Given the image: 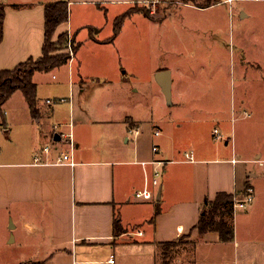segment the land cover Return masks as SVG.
<instances>
[{"label":"crops","instance_id":"0c3cea01","mask_svg":"<svg viewBox=\"0 0 264 264\" xmlns=\"http://www.w3.org/2000/svg\"><path fill=\"white\" fill-rule=\"evenodd\" d=\"M64 1H68L69 7L79 6L78 20L80 21H75L73 12H69L68 21L58 27L55 38L57 39L63 32H68L75 39L78 46L77 53L81 42L77 41V31L74 29L76 25L79 27L92 23L85 14L90 6L106 14L110 6H130L134 2L146 0ZM167 1L163 0V2ZM189 1L190 3L174 9L164 19H153L144 13L150 23H160L165 26L180 19V26L184 29L183 34L177 35L182 46L178 47L180 49L175 52L176 60L172 64L166 60L154 70V80L159 85L161 101L171 107H182L178 102L186 101L183 98L184 89L182 88L185 67L193 69L195 62L199 61L197 48L190 42L193 39L196 43L201 32L207 30L190 20L193 15L184 16L182 11L191 8L201 17H206L208 14L204 12L210 11L221 3V0H214L208 6H202L206 0ZM248 1L260 2L261 9H264V0H225L223 3L229 4L231 13H234L232 11L236 5L240 6L239 16L246 19L252 13L247 6ZM48 2L50 0H7L4 2L6 15L4 37L0 43V70L14 68L29 57L42 56L45 38V5ZM16 4H21V6H16ZM208 19V31L205 33L210 36L209 47L214 51L215 42H218L220 38V31H216L219 27L217 24L215 26L213 13H209ZM169 31L175 30L170 29ZM176 32L178 31L175 33L166 31V35L168 34L170 38ZM109 37L90 34L88 39L102 45L112 42L107 41ZM240 53L239 67L243 65L242 54H246V49H242ZM77 59L76 54L73 59H69L62 65L70 64L68 65V80L71 97L68 98L70 101L69 115L57 120L58 127L66 125L67 120L70 123L74 121L75 129L77 125L84 128L106 125L110 127L104 129L107 135L103 140L105 143L98 144V141L97 143L91 141L93 146L90 147L87 144V136L76 130L68 134L55 127L53 124L55 123V108L52 103L47 102L49 98L43 101L38 96V107L41 111L39 121L33 118L26 98L27 104L22 114L24 118L20 121V116L15 121L31 122L34 128H40L39 133L43 135L40 139H49L50 133L54 140H56V134H59L61 138L53 143L46 142L43 147H39L34 142L31 153L20 154L16 159L7 162L0 161V209L8 211L10 218L14 217V211L34 217L35 224L25 221V226L32 230L30 238L34 242L32 244L41 247L36 248L32 260L22 259L16 264H102L103 262L105 264H130L131 258L132 263L136 264L138 254L143 253H148L149 264H163L160 245L177 240L184 235L192 240V246L191 250L185 251L179 260H186L189 257L190 264H249V259L252 257L250 261L254 262L255 240L241 239L236 227L235 239L228 242L222 241L217 231L201 234L196 227L204 202L213 200L218 192L227 191L238 195L249 184L255 187L252 178L257 177V172L252 167L239 164L241 161L254 162L253 157H237L236 153L239 152V148L233 144V135L228 136L222 142L214 132L216 143L208 140L203 144L192 143L190 146L193 148L190 149L184 147L185 145L181 143L182 137L176 131L182 127L183 117H178L179 119L176 120L178 122L176 130H170L167 127L157 128L154 133L157 141H152V146L148 147L147 139H145L147 121L139 116L132 114L118 120L94 118L96 114L88 109L86 99L82 102L84 110L77 111L74 84H77L78 91L84 93L88 91L87 77L81 75L77 80L74 70V62ZM82 63H85L83 58ZM61 68L60 66L48 71ZM166 69L170 71L169 95L163 91L157 79L158 72ZM178 69H180L179 79L175 75ZM52 77L58 79L56 73H53ZM99 79L96 77V84L101 83ZM134 91L138 89L135 88ZM114 124L118 127L112 131ZM157 131L160 133L157 134ZM5 132L12 131L6 129ZM64 138H70L64 143L68 147L60 151L58 142ZM154 145L159 147L158 151L153 149ZM230 145L232 152L227 153L225 149ZM45 147H49V150L46 151ZM189 150L196 155L193 161L186 160L185 152ZM65 153L72 156L74 164L58 162L60 156ZM154 160H169L168 162L171 161L172 165L170 167L169 164L167 169L164 165L165 180L160 187L156 188L155 193L153 191L156 179L154 171L160 164L152 162ZM203 165L206 168H203ZM263 165L264 162L260 166ZM187 174L190 175L188 191L185 186ZM147 183L154 193V198L135 199L134 191L143 188ZM159 192L160 198L158 197ZM155 194L157 200L161 201L158 208L152 202L155 200ZM140 208L147 209L144 216H138L136 213V210ZM116 218H119L120 223L117 232L115 231ZM9 239L16 241V233L10 232ZM102 245L108 247L109 253L104 260H99L95 258V254ZM261 248L264 260V241ZM112 249L119 252L114 262L109 261L111 256H114Z\"/></svg>","mask_w":264,"mask_h":264},{"label":"rangeland","instance_id":"374dc122","mask_svg":"<svg viewBox=\"0 0 264 264\" xmlns=\"http://www.w3.org/2000/svg\"><path fill=\"white\" fill-rule=\"evenodd\" d=\"M2 1L7 2V0H0ZM223 1L225 0H221L220 5L213 7L210 11L204 12L208 15L213 13L215 26L217 24L219 27L216 31H220V38L218 42H215L214 51L209 47L211 38L205 33L208 31V15L201 17L191 8L182 11L184 16L193 15L190 20L207 29L197 37L196 43L193 39L190 42L197 48L199 61L195 62L193 69L185 67L182 88L184 89L183 98L186 101L178 102L182 107H171L162 103L159 96L161 95L159 85L154 80V70L166 60L170 64L176 60L175 52L180 49L178 47L182 46L177 35L183 34L184 29L180 26V19L165 26L160 23H150L146 15L153 19H164L174 9L190 1L146 0L134 2L130 6H110L106 14L90 6L85 14L92 23L79 27L76 25L74 29L77 31V41L81 42L79 51L75 52L78 59L74 62V70L77 80L81 75L88 79L86 85L88 91L86 90L85 93L78 91L77 84H74L77 111L84 110L82 102L86 99L88 109L96 114L94 118L118 120L132 114L139 116L147 121L145 139H147L148 147L152 146V141H157V136L154 134L157 128L167 127L170 130H176L178 117H183V121L182 127L176 131L182 137L181 143L189 149L193 148L190 146L192 143L203 144L208 140L216 143L213 134L214 132L218 135L215 132L216 128L220 135L218 139L222 142L228 136L233 135V144L239 148L236 156L253 157L254 161H241L240 166L252 167L257 172V177L252 178L255 185L253 187L254 200L245 208L234 205V212L227 215L226 219L238 229L241 239L255 240V256L253 255L255 261L251 262V257L249 264H264L261 248L264 241V165L260 166L264 162V9H261L260 2L248 1L247 6L252 13L250 17L242 19L239 16L240 6L236 5L232 11L234 13H231L229 4ZM50 2L53 1L50 0ZM78 8L77 5L69 7L75 21H80L78 20L80 15ZM125 11H129L128 16L123 22L119 35L112 42L99 45L94 40L88 39L90 34L111 37L114 32L115 18ZM144 11L148 14L145 13V15ZM170 29L178 32L168 38L166 31L175 33V31H169ZM66 49L67 47H64L51 53L57 54ZM242 49H246V54H242L243 65L239 67L238 60ZM82 58L85 63H82ZM68 65L61 66V69L54 71H37L34 76L38 83V96L43 101L47 98L52 100V106L55 108V123L53 124L57 128H59L57 120L68 117L70 111L68 98L71 97V92ZM179 71L180 69L175 71L178 79ZM53 73L58 75V79L52 77ZM96 77L100 78V84H96ZM135 88L138 91H134ZM60 98H66L67 101H61ZM26 104L23 91L17 90L4 105L5 124H2L3 119L0 118V161L7 162L16 159L20 154L31 153L34 142L39 147H43L46 142H56L52 133L49 134V139H44V141L40 139L43 137L39 133L40 128H34L31 122H20L24 118L22 114ZM19 117L20 121H15ZM73 122L70 123L67 120V124L60 125L59 129L68 134L76 130L87 136L89 138H87V144L90 147L93 146V142L105 143L103 140L107 135L104 129L109 128L110 125L89 128L77 125L75 129ZM112 127H114L113 131L118 126L114 124ZM6 129L12 132L7 133ZM70 138H64L58 142L60 151L68 147L64 143ZM225 150L231 153V145ZM170 163L171 161L165 163L166 169L171 165ZM159 168L161 173L155 176L154 193L165 180L164 166L159 165ZM203 168L206 166L203 165ZM185 186L188 191L190 188V175L188 174ZM249 186L252 185L249 184L244 191L236 195V198L243 199ZM157 199L155 194V200L152 202L158 208L161 201ZM209 208L210 205L204 206L206 210ZM136 213L138 216H144L147 209H137ZM25 221L35 224V218L29 214L14 211V217L10 218L8 211L0 209V264H16L22 259L32 260L36 248H41L32 244L34 243L30 240L32 230L25 226ZM141 222L143 223V219ZM10 232L16 233V241L9 239ZM191 243L192 240L184 235L172 244L160 245L162 263L164 264L165 261L168 264H190L189 257L186 260H179V258L185 251L191 250ZM112 251L114 258H117L119 252L113 249ZM108 253V247L102 245L95 254V258L104 260ZM147 254H138L135 263L149 264L150 258ZM130 264H133L132 258Z\"/></svg>","mask_w":264,"mask_h":264},{"label":"trees","instance_id":"16d2710c","mask_svg":"<svg viewBox=\"0 0 264 264\" xmlns=\"http://www.w3.org/2000/svg\"><path fill=\"white\" fill-rule=\"evenodd\" d=\"M214 0H206L202 6H208ZM21 6V4H16ZM69 3L68 1L59 0L48 2L45 5V38L43 44L42 56L35 58L29 57L25 61L20 62L14 68L0 70V118L5 124L4 105L10 97L17 91L22 90L29 103L31 114L37 121L41 118V111L38 107V84L34 80V75L37 71L51 70L62 66L70 59L69 51H61L57 54H52L56 50H61L64 47L68 48L71 43L76 52L78 46L74 37L68 32L61 33L58 38H55L58 27L69 19ZM129 11L119 14L114 20V32L107 41H113L120 33L123 22L128 16ZM144 13L148 14L147 11ZM6 15V4L0 2V43L4 37V19ZM236 195L227 191H220L213 200H207L202 206L200 218L196 227L201 234L209 231H217L220 238L224 242L233 241L235 239V226L230 223L226 216L234 212V200ZM205 205H210L208 210L204 209ZM119 218L115 220V231H118ZM174 241H169L164 244H172ZM25 264V263H23ZM164 264H168L167 262Z\"/></svg>","mask_w":264,"mask_h":264},{"label":"built area","instance_id":"2783aa9c","mask_svg":"<svg viewBox=\"0 0 264 264\" xmlns=\"http://www.w3.org/2000/svg\"><path fill=\"white\" fill-rule=\"evenodd\" d=\"M68 51L70 52V59H73L76 54H75V51L72 47V43H71V37H70V43H69V47H68ZM61 101H65L66 98H60ZM47 102L48 103H52V100L49 98L47 99ZM136 132L138 133V130H136ZM215 132L218 134L217 135V138L220 137L219 135V130L216 128L215 129ZM157 134H159L160 132L157 131L156 132ZM71 144L73 145V142L71 141ZM153 149L155 151H158L159 150V147L157 145H154ZM45 150L48 151L49 150V147H45ZM185 157H186V160L187 161H193L195 159V155H194V152L193 151H186L185 152ZM236 160V159H234ZM169 160H154L152 162H156L158 164H160L161 166H164L165 163H167ZM58 162L59 163H70V164H74L75 161L73 160L72 156L65 153L63 155L60 156V158L58 159ZM262 162V161H260ZM144 164H146L147 162H143ZM161 173V170L159 167H156L155 171H154V176H159ZM134 197L135 199L137 200H149V199H153L154 198V193L152 191V189L150 188L149 184L147 183L143 188H140V189H136L134 191ZM255 198V194H254V188L253 186H249L248 189H247V193L245 195V197L243 199H237L235 197V200H234V205L236 207H247ZM110 262H114V256L112 255L111 258L109 259Z\"/></svg>","mask_w":264,"mask_h":264},{"label":"water","instance_id":"95a60500","mask_svg":"<svg viewBox=\"0 0 264 264\" xmlns=\"http://www.w3.org/2000/svg\"><path fill=\"white\" fill-rule=\"evenodd\" d=\"M157 79L161 83L163 87V91L169 95L170 94V71L169 70H161L157 74ZM61 136L59 134L55 135V139L59 140ZM158 197L160 198V192Z\"/></svg>","mask_w":264,"mask_h":264}]
</instances>
